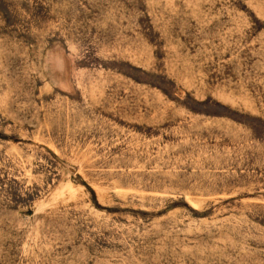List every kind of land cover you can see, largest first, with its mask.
Here are the masks:
<instances>
[{
    "label": "rangeland",
    "instance_id": "rangeland-1",
    "mask_svg": "<svg viewBox=\"0 0 264 264\" xmlns=\"http://www.w3.org/2000/svg\"><path fill=\"white\" fill-rule=\"evenodd\" d=\"M0 264H264V0H0Z\"/></svg>",
    "mask_w": 264,
    "mask_h": 264
}]
</instances>
